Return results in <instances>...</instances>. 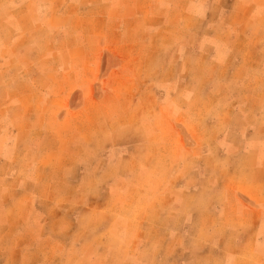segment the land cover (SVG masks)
I'll return each mask as SVG.
<instances>
[{"label": "rangeland", "instance_id": "rangeland-1", "mask_svg": "<svg viewBox=\"0 0 264 264\" xmlns=\"http://www.w3.org/2000/svg\"><path fill=\"white\" fill-rule=\"evenodd\" d=\"M260 1L264 8V0ZM113 2L121 4V0H0V153L6 157L16 146L21 152L16 162L17 180L30 181L36 152H43L48 164L41 165L34 179L41 188L56 178L60 183V171L70 167L73 179L68 188L74 191L79 182L85 183L86 216L96 207L103 226L109 225V217L141 216L143 205L126 204L127 195L145 192L133 187L152 188L176 180L225 183V164H229L225 162V133L245 129L247 139L235 138L226 145L229 148L232 144L244 148L251 139L264 137V13L258 14L256 39H251L253 24L247 21L234 46V54L241 57L243 65L234 59L221 67L210 59L224 57L225 50L210 45L208 39L192 44L191 31L151 16L142 1H138L141 25L146 21L154 28L136 30L130 17L132 39L110 44L111 35H117L116 31L109 35L110 27L123 19L116 14ZM185 48L190 50L187 54ZM175 51L177 61L169 65L165 58ZM243 67L248 69L249 79L243 78L244 74L236 76ZM225 71L232 79L229 92L225 93V83L208 92L205 87L211 82L204 79L207 73L213 74L210 79L214 80L225 77ZM128 72L148 82L163 76L164 85L175 78L181 89L198 82L193 76L204 78L199 79L197 93L148 94L141 109L136 103L143 95L124 92L129 84L133 86L125 77ZM225 100L237 106L226 111ZM179 137L183 140H177ZM262 160L264 154L258 161L232 163L230 159V165L243 167L241 177L248 181L264 177V170H255ZM181 166L185 173L180 174ZM94 184L98 191L87 190ZM193 197L198 199L197 212L205 214L210 201L205 194ZM45 207L47 215L54 213L52 206ZM2 208L1 225L10 224L9 232L13 235L20 230L22 236L2 239L0 244L29 245L33 239L30 222L15 230V208L8 201ZM20 208L23 213L24 205ZM85 219L80 225L70 221L62 224L68 227L64 253L0 254V264H161L168 251L165 247L175 240L167 231L158 237L156 225L148 238L125 236V222L120 235L93 238L87 233L92 222L88 216ZM216 224L213 217L207 223L198 221L192 237L183 238L187 247H198L195 256L178 249L167 260L222 264L225 245L234 251L238 245L213 238L207 229ZM247 225L252 228V221ZM242 238L241 247L248 252L246 264H255L253 231L248 230ZM93 242L98 245L95 250L88 254L81 251Z\"/></svg>", "mask_w": 264, "mask_h": 264}, {"label": "crops", "instance_id": "crops-1", "mask_svg": "<svg viewBox=\"0 0 264 264\" xmlns=\"http://www.w3.org/2000/svg\"><path fill=\"white\" fill-rule=\"evenodd\" d=\"M138 1L147 3L148 9L147 7L146 9L151 10V16L156 17L160 21L165 19V24L191 31L193 33V35L191 34V38H194L192 44L199 43L200 39H208L210 45L225 50L224 57H211L210 59L211 63L221 67L228 66L234 59L239 60L243 65L244 61L241 57L239 59V56L234 54V46L239 42V38L242 37L241 35L243 34L247 21L253 24V30L250 34L252 37L251 39L253 41L256 39L258 33L257 29L260 28V25L258 26L260 15L258 14L264 13V8H262L260 0H121V4L118 5L113 2L116 14L119 13L123 15V19H121L120 22L115 21V24H112V27H110L109 35L110 33L114 34L115 31L117 32V35H111L109 40L110 44H118L117 42L120 39H132L130 36L131 27L128 25L130 17L135 20L132 28L136 30L154 28L153 26L149 27L152 24L146 21L141 25V21L138 18L141 12H139L138 9ZM141 19H144V15ZM117 23H120V25ZM222 33L225 34V36H221ZM255 44L256 41L254 42V45ZM188 51H190L189 48H185L184 54H187ZM165 61L169 65L175 63L177 61L176 51L169 54L168 57L165 58ZM242 69L244 71L240 69L236 75L237 77L243 74V78L248 76L247 73H245L248 69L246 67ZM207 75L208 76L205 78L200 75L193 76L198 82H196V84L190 83L188 85H183L182 88L184 89H181L179 84H175V78H172L171 81L168 80L171 84L164 85L165 79L163 76L148 82L145 77L140 78L137 73L128 72L125 77L127 82H133V86L129 84L127 87L128 89H126L127 91L124 92L133 95H143L144 98H140L139 102L136 103L141 109L145 106L143 100H148V97L146 98L148 94L156 95L159 91H163V93L167 94L197 93L199 91L198 88L201 87L199 79L203 78L211 82V86L207 85V87H205L208 92H215V89L224 83L225 93L229 92L228 89L232 87V79L226 75V71L225 77L214 80L210 79L214 77L213 74L207 73ZM249 78L250 77H247V79ZM242 87L243 90H245L243 93H245V86ZM232 91L236 92V90L233 89ZM238 92L240 91L238 90ZM235 106H237V104L225 100L226 111L233 110ZM189 108L191 110V105ZM237 119H239V117ZM245 137V129L243 128L237 133H225V162L229 163L225 164V183L221 185H219V183L211 185L198 182H180L176 180L172 182L164 181L158 184L157 187L154 186L152 188H150L149 185L147 188L141 189L133 187L132 189L134 191L142 190L145 192H134L131 197L127 195L126 204L129 205L131 202L133 205H143L145 208L141 210V216L109 217V225L107 226V224H105L103 226L102 217L98 215L96 207H94V210H92L93 214L87 215L89 221L92 222L88 226V235L93 238H101L107 235L118 236L120 235V226L125 222V236L148 238L151 236L150 232L154 229V225H156L155 230L158 231V237H164L167 231V235L176 240L173 241V245L176 246L174 249H172L173 245H170V247L168 245L169 249L165 247V250L168 251L161 264H196L191 260L183 262L176 260L175 262H169L167 256H170L171 253H175L178 249L183 251V253L188 252L195 256L198 252V247H187L183 238L192 237V232L198 221L207 223L210 221V218L213 217L216 218L217 224L207 229L211 231L212 237H219L223 240L225 238V244L228 243V241H235L238 245V250L235 251L230 248L228 249L225 245V249L222 251L224 256L222 264H246L245 254L248 252L243 251L241 245L244 240L242 237L246 235L248 230L253 231L256 238L252 245L253 251L257 254L255 264H264V177L245 181V179H243L244 176L241 177L243 167L235 164L230 165V159H232V163H234L235 160L238 162L241 159L258 161L260 155L264 154V137H255V139L250 138L251 140L244 148L236 144H232V148L226 146L230 141L235 142V138H243L246 140L247 137ZM177 140L182 141L183 139L179 137ZM172 141H174V139H172ZM15 149L16 146L6 157L2 156L0 153V166L5 165L3 169H0V206L4 208L7 201L9 204L13 205L16 213V216H12L15 217L13 224L14 229L19 226L22 229L23 222L29 221L31 238L36 239V241L31 239L29 245H19L16 242L13 244L8 243L7 246L0 244V254L22 253L25 255H32L34 253L43 252L64 253L67 247L68 227L62 224L70 221L73 222L74 225H80L84 223L86 220L85 217H87V212L84 209L85 183L79 182L75 190L71 191L67 185L70 184L71 179H73V177H71L73 173L70 167L65 166L60 171V183L58 181L59 179L56 178L55 181L49 182L41 188L34 179L41 165L45 164V166H47L48 162L43 159V152L36 151L38 159L33 171H29V174L34 175L32 178L33 180H17L18 172L16 162L21 152ZM31 152L35 153L34 151ZM174 154H176V152H174ZM262 164L260 161L255 167V170H264V165ZM6 165H8V167ZM5 168L8 169L5 170ZM182 168L181 166L179 170L180 174L185 173L181 171ZM7 179L10 180L7 181ZM116 186L117 185H115V187ZM91 189L95 193L96 190L98 191L99 186L94 184L87 190ZM204 194L211 204L209 203L207 206L205 214H199L197 212L198 199H196L197 197L193 199V196ZM21 205H24L25 208L23 213L21 212ZM46 205H49V207L52 206L55 209L54 213L47 215L44 209ZM80 206L82 207V211H79ZM3 208L1 211H3ZM249 221L253 223L252 228L247 225ZM60 222L61 225L59 224L56 227L55 224ZM9 225H1L0 223V241L12 236L14 238L22 236V231L20 230L14 231L12 235V232H9L11 228ZM6 229H8V231ZM86 230L87 227L84 228V231ZM77 243V245L81 244L79 242ZM97 246V243L93 242L83 250L81 249V251L88 254L92 249L95 250ZM73 247L79 249L76 245ZM144 248L145 246H142L141 250ZM156 252H160L159 249Z\"/></svg>", "mask_w": 264, "mask_h": 264}]
</instances>
